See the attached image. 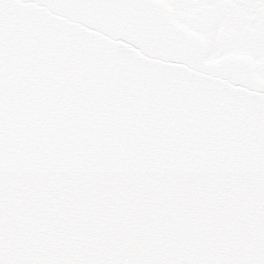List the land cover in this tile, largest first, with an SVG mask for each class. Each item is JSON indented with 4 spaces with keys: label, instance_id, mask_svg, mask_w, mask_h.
Segmentation results:
<instances>
[{
    "label": "snow or ice",
    "instance_id": "snow-or-ice-1",
    "mask_svg": "<svg viewBox=\"0 0 264 264\" xmlns=\"http://www.w3.org/2000/svg\"><path fill=\"white\" fill-rule=\"evenodd\" d=\"M0 264H264V0H0Z\"/></svg>",
    "mask_w": 264,
    "mask_h": 264
}]
</instances>
